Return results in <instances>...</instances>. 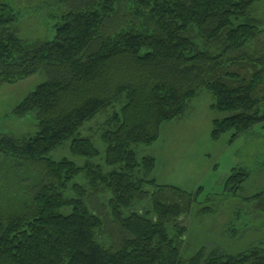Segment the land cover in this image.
Here are the masks:
<instances>
[{"label":"trees","instance_id":"1","mask_svg":"<svg viewBox=\"0 0 264 264\" xmlns=\"http://www.w3.org/2000/svg\"><path fill=\"white\" fill-rule=\"evenodd\" d=\"M61 1L68 11L54 40L35 44L0 4V84L46 76L14 110L35 114V135H0V264H264V240L187 257L181 221L201 190L158 185L147 178L155 160L135 151L182 118L200 90L227 115L212 122L213 141L264 121V0ZM108 110L98 165L80 130ZM66 143L82 166L49 157ZM247 177L233 169L225 192Z\"/></svg>","mask_w":264,"mask_h":264},{"label":"rangeland","instance_id":"2","mask_svg":"<svg viewBox=\"0 0 264 264\" xmlns=\"http://www.w3.org/2000/svg\"><path fill=\"white\" fill-rule=\"evenodd\" d=\"M0 4L7 5L17 16L14 28L22 40L31 44L53 41L55 27L68 11L67 3L61 0H0ZM262 8L259 11L264 18ZM45 81L46 76L38 73L16 83L0 84V135L15 139L35 135V114L18 118L14 110ZM213 102L208 92L200 90L182 118L161 125L155 143L135 147L139 159L155 160L154 170L147 178L186 193L201 190L189 216L181 221L187 230V257L204 246L236 253L264 240V121L235 139L231 140L232 133H227L213 141L212 122L227 117L210 109ZM112 113L108 110L97 115L80 130L81 136L92 138L99 151L100 157L94 160L98 165H103L105 152L98 129ZM68 147L66 143L49 157L66 158L82 166L86 160L71 156ZM233 169L246 171L248 177L238 192H225V181ZM203 208L211 212L199 214Z\"/></svg>","mask_w":264,"mask_h":264}]
</instances>
